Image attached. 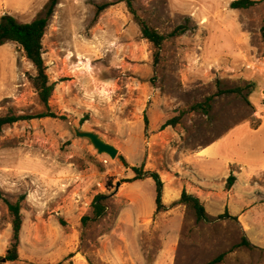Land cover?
<instances>
[{
    "label": "rangeland",
    "instance_id": "rangeland-1",
    "mask_svg": "<svg viewBox=\"0 0 264 264\" xmlns=\"http://www.w3.org/2000/svg\"><path fill=\"white\" fill-rule=\"evenodd\" d=\"M127 1L59 0L43 40L56 118L19 122L0 136V196L22 199L23 216L19 259L4 262L13 230L0 198V264H209L220 255L218 264H264V207L246 214L254 224L244 228L239 219L198 222L177 204L184 190L195 193L217 217L228 205L239 210L245 194L249 205L264 202V175L241 170L239 199L229 203V176L222 184L220 162L204 164L200 154L263 120L264 0L248 10L231 9L237 0H131L161 34L190 27L165 42L159 64ZM48 2L8 0L3 8L31 23ZM105 4L113 5L96 19ZM12 45L0 48V81L12 77L0 94V117L43 113L29 79L36 70ZM250 82L257 84L252 106L237 94L218 95ZM212 97L207 112L193 110ZM76 128L99 134L117 157L99 155L75 137ZM132 167L160 176L167 210L156 212L155 182L134 181ZM99 195L106 211L96 219ZM244 237L259 249L239 247Z\"/></svg>",
    "mask_w": 264,
    "mask_h": 264
},
{
    "label": "trees",
    "instance_id": "trees-1",
    "mask_svg": "<svg viewBox=\"0 0 264 264\" xmlns=\"http://www.w3.org/2000/svg\"><path fill=\"white\" fill-rule=\"evenodd\" d=\"M263 1L254 0H237L231 4V9L233 10H248L261 4ZM59 4V0H49L45 8V13L43 16L38 17L31 23H19L15 17L6 14L0 17V47L11 42L19 46L23 51L26 60L33 65L36 70V76L31 77L30 82L35 89L38 100L41 106L44 108L45 112L36 115H16L14 112H9L5 116L0 117V136L6 127L13 126L19 122H29L33 120H41L45 118H56V115L52 113L50 100L55 92L56 83H52L47 74V67L43 59V40L49 26L50 20L54 15L55 9ZM113 4H105L97 7L96 19L108 9ZM127 6L130 13L133 15L135 22L139 25L141 30L142 38L147 40L153 48V57L155 64H159L161 60V51L163 45L166 41L174 38H179L189 32L190 27L187 24H183L175 28L170 34L164 35L159 33L156 29L150 27L143 19H141L135 9L133 8L132 1H127ZM261 34L264 41V24L261 28ZM257 90V84L255 82L247 83L242 88H236L226 91H220L219 94H237L242 96L245 102L252 106L249 100V96ZM244 92H247L244 94ZM217 95V96H218ZM213 97L207 99L206 102L198 104L193 107V110H200L207 112L211 108V102ZM179 119H173L168 121L164 125L163 129L168 126H176ZM261 123H259L254 128L257 129ZM127 166V165H126ZM135 173L134 181L141 180L143 177L152 179L156 185V212H161L166 209L163 204V190L164 183L160 176L155 172L144 173L141 168L132 167ZM236 183V177L231 174L226 182V190L229 191ZM1 198V196H0ZM106 197L104 195H99L95 198L93 203L94 218H101L106 207L103 201ZM2 199V198H1ZM6 204L11 219L13 235L10 243V247L7 250V255L5 260L8 262H15L19 259V247H20V233L23 227V216H22V199L16 202H11L6 199H2ZM179 205H184L188 209H191L198 222L213 223L218 220L230 219L237 221V217H233L226 210L224 214L217 217L211 216L204 204L201 202L200 198L189 194L187 191H183L180 200L177 202ZM87 218H85V221ZM239 247H246L251 250H258L259 248L253 245L247 237H244L239 245ZM224 258V255H220L216 260L209 264H218Z\"/></svg>",
    "mask_w": 264,
    "mask_h": 264
},
{
    "label": "crops",
    "instance_id": "crops-1",
    "mask_svg": "<svg viewBox=\"0 0 264 264\" xmlns=\"http://www.w3.org/2000/svg\"><path fill=\"white\" fill-rule=\"evenodd\" d=\"M7 2L8 0H0V17L8 14L3 8ZM7 44H13L12 46H14L15 43L9 42ZM14 74H16V72ZM10 79H12V77L9 75L0 81V94L4 93L3 89ZM200 154L204 159V164L217 161L220 162L223 168L222 175H224L219 178L222 181V184L224 183V179L228 178L231 174L236 177V183L233 186V190L231 192L227 191L226 195L227 199H231L229 203L233 202L235 199H239V180L243 174L242 171L253 170V172H258V175H264V116L261 125L257 129H254L249 123L240 125L233 131V133H230L224 138L206 147ZM232 168L235 170L232 171ZM189 194L195 195V193ZM247 198L246 194L242 195L240 200L244 201L241 203L243 206L239 210L233 212L230 210L229 205L228 208L225 209V211L227 210L231 216L238 217L243 223V226L245 223L248 225L254 224L253 220L249 221L246 219L247 213L251 210L259 211L261 210L260 207H264V202L263 204L258 202V205L254 203L251 205L247 204ZM245 209H247V211H245ZM245 230L248 231L247 229Z\"/></svg>",
    "mask_w": 264,
    "mask_h": 264
},
{
    "label": "water",
    "instance_id": "water-1",
    "mask_svg": "<svg viewBox=\"0 0 264 264\" xmlns=\"http://www.w3.org/2000/svg\"><path fill=\"white\" fill-rule=\"evenodd\" d=\"M75 137L80 139H86L94 147L99 155H107L111 159H115L118 155V149L113 145L105 141L99 134L93 132L82 131L80 129H74ZM121 183H117L116 192L118 191ZM6 262L5 259H3Z\"/></svg>",
    "mask_w": 264,
    "mask_h": 264
},
{
    "label": "bare ground",
    "instance_id": "bare-ground-1",
    "mask_svg": "<svg viewBox=\"0 0 264 264\" xmlns=\"http://www.w3.org/2000/svg\"><path fill=\"white\" fill-rule=\"evenodd\" d=\"M245 225H246V228H248V226H249V225H248V224H246V223H245Z\"/></svg>",
    "mask_w": 264,
    "mask_h": 264
}]
</instances>
